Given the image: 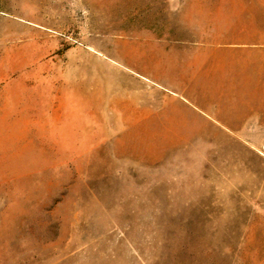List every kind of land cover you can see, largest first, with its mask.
I'll return each mask as SVG.
<instances>
[{
	"label": "rangeland",
	"instance_id": "obj_1",
	"mask_svg": "<svg viewBox=\"0 0 264 264\" xmlns=\"http://www.w3.org/2000/svg\"><path fill=\"white\" fill-rule=\"evenodd\" d=\"M262 119L264 0H0V264H264Z\"/></svg>",
	"mask_w": 264,
	"mask_h": 264
},
{
	"label": "crops",
	"instance_id": "obj_2",
	"mask_svg": "<svg viewBox=\"0 0 264 264\" xmlns=\"http://www.w3.org/2000/svg\"><path fill=\"white\" fill-rule=\"evenodd\" d=\"M201 61V62H200ZM205 57L202 56L201 59L198 57V62H197V76L200 78L204 79L205 77ZM123 68L124 74L127 77L133 78L136 80L141 89V95H147V96H156L158 91H160L162 94L165 95L166 98L169 100H174L175 96L179 97L177 98V103L184 105L186 109L190 108L189 105H192V111L195 112L196 114L201 112L204 114H207L209 112L208 109L202 106H196L191 102L188 98L187 95L189 92L186 90L187 87L185 84H177L172 82L171 80L168 79V67L166 66L165 68H159V69H147L144 67H138L137 65H134V67L129 66L127 64H122L121 65ZM163 71L166 74V77H164ZM180 72V71H179ZM167 78V79H166ZM181 80H184V76L181 71L180 75ZM198 87H200V83L198 84ZM120 105H123L125 109L127 110V113H141L140 116L138 115H128L126 118L131 119V118H152L153 116L151 115L152 113H156V108H157V102L156 100L151 101H145L142 103H138L136 100H130V99H124V101L120 102ZM216 110V109H215ZM203 119L205 118L204 116H201ZM212 117V116H211ZM213 118V117H212ZM217 119V118H215ZM224 127L227 129H235L232 126L222 124ZM242 125V124H240ZM251 127H247L246 129H250L254 126L253 120ZM262 126H264V120L262 119ZM242 127H237L236 129H241ZM264 128V127H263ZM231 134H241V132H231Z\"/></svg>",
	"mask_w": 264,
	"mask_h": 264
}]
</instances>
